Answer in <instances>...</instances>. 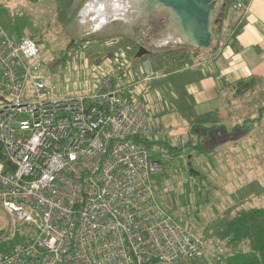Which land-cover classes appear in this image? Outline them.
I'll list each match as a JSON object with an SVG mask.
<instances>
[{
  "label": "built area",
  "instance_id": "obj_1",
  "mask_svg": "<svg viewBox=\"0 0 264 264\" xmlns=\"http://www.w3.org/2000/svg\"><path fill=\"white\" fill-rule=\"evenodd\" d=\"M38 52L0 26V244L22 236L0 245V264L205 263L203 243L154 198L151 177L168 164L149 156L143 99L112 80L55 96Z\"/></svg>",
  "mask_w": 264,
  "mask_h": 264
},
{
  "label": "rangeland",
  "instance_id": "obj_2",
  "mask_svg": "<svg viewBox=\"0 0 264 264\" xmlns=\"http://www.w3.org/2000/svg\"><path fill=\"white\" fill-rule=\"evenodd\" d=\"M93 1L97 0H0V26L14 41L27 36L37 42L33 63L39 65L51 94H87L102 80H112L130 96L143 99L150 125L149 156L168 164L151 177L154 198L203 243L204 262L217 264V258L229 251L219 235L225 222L244 209L264 206V120L251 118L261 112L252 104L248 110L239 107L236 110L252 120L235 125L233 119L210 129L189 126L178 109L177 118H169L164 105L172 106L173 97L182 100L183 94L187 101L191 92L184 74L192 72L187 69L190 64H184L185 71L177 78L183 76L185 86H178L180 93L169 94L179 84L173 81L174 74L161 73L172 71L180 60L174 63V58L158 55L178 43L165 33V13L155 12L147 21L135 10L107 18L111 13L91 6L83 14ZM139 46L149 53L136 58ZM255 86L256 80L248 89ZM251 99L243 97L239 106ZM188 161L204 178L202 185L196 175L190 176ZM4 220L0 211V223ZM20 241L22 236L4 237L0 245Z\"/></svg>",
  "mask_w": 264,
  "mask_h": 264
},
{
  "label": "crops",
  "instance_id": "obj_3",
  "mask_svg": "<svg viewBox=\"0 0 264 264\" xmlns=\"http://www.w3.org/2000/svg\"><path fill=\"white\" fill-rule=\"evenodd\" d=\"M244 2L247 3L245 12L233 10L230 6L227 8L220 48L209 67L200 69L196 79L188 85L192 101L190 112L184 119L189 126L210 129L233 123V119L236 120L235 125L244 124L245 120L253 118L264 120V0ZM219 3L220 0H217L216 8ZM209 55L207 53L208 58ZM169 74L161 73L162 76ZM249 78L256 80L255 88L236 94L233 85ZM246 96L252 99L239 106L241 99ZM254 98L256 104L252 103ZM169 104L172 106L163 104L171 113L167 114L168 117L177 118L175 113L180 107L174 101ZM250 104L254 110L261 112L259 117L252 115V119H245L243 111H237L239 107L248 110Z\"/></svg>",
  "mask_w": 264,
  "mask_h": 264
},
{
  "label": "trees",
  "instance_id": "obj_4",
  "mask_svg": "<svg viewBox=\"0 0 264 264\" xmlns=\"http://www.w3.org/2000/svg\"><path fill=\"white\" fill-rule=\"evenodd\" d=\"M234 1L235 0H220V3L215 10V18L211 21V30L214 35V40L209 48L198 50L187 44L177 43L173 50L164 48L158 52V55L161 57L168 56L174 58V63H176L177 59L180 60L177 66H174V69L170 71V74H174L173 81L175 83L178 82L179 85L175 88L177 90H174L172 86L171 89H169V94L180 93V88L185 86L183 83V76L177 78L179 73H184L182 72L185 71L183 68L184 64L187 63L190 64L188 66H191V68H187L192 72L191 76H189V74H184L189 83L191 80L196 79L200 69H207L209 67L215 53L221 46V33L226 10L229 6L231 7L232 2ZM206 52L210 54V58L207 57V59L204 60L203 56L206 55ZM195 58H197L198 61L202 60V62L193 63L195 62ZM254 80L255 79L253 78H249L234 84L233 87L236 89L235 93L239 94L248 90V88L253 85ZM178 86H180V88ZM183 96L185 97L184 94ZM184 97L182 100L176 99L175 97L172 99V101L178 105V108L180 107L178 110L182 117L188 116V112H190V102L192 101L191 97H189L187 101L183 100ZM146 144L148 147L149 141ZM189 174L190 176L192 175L190 172ZM219 235L226 241L229 251L221 254V258H217V264H264V206L244 209L238 212L236 217L225 222L224 227L219 231ZM189 264L206 263L190 262Z\"/></svg>",
  "mask_w": 264,
  "mask_h": 264
},
{
  "label": "water",
  "instance_id": "obj_5",
  "mask_svg": "<svg viewBox=\"0 0 264 264\" xmlns=\"http://www.w3.org/2000/svg\"><path fill=\"white\" fill-rule=\"evenodd\" d=\"M217 0H130V10L144 13L145 20L155 12L165 13V33L172 42L178 41L198 50L209 48L214 40L211 21ZM149 53L139 46L136 57ZM190 156H188L189 158ZM188 171L197 176L201 185L204 178L187 162Z\"/></svg>",
  "mask_w": 264,
  "mask_h": 264
},
{
  "label": "bare ground",
  "instance_id": "obj_6",
  "mask_svg": "<svg viewBox=\"0 0 264 264\" xmlns=\"http://www.w3.org/2000/svg\"><path fill=\"white\" fill-rule=\"evenodd\" d=\"M119 3H125L123 8L119 7ZM129 4H130V0H97V1H93L90 4V6H86L82 11V13L84 14V12L88 11V9H90V7L92 6L95 8H99L101 12L108 11L109 13H111V14L106 13V15L108 14V17L106 15H103V18L106 17L109 18L110 16L114 17L116 14L126 15L127 14L126 12L132 11L130 10Z\"/></svg>",
  "mask_w": 264,
  "mask_h": 264
}]
</instances>
